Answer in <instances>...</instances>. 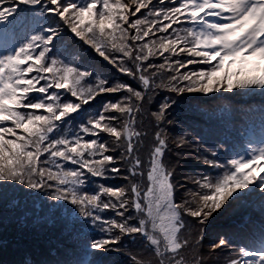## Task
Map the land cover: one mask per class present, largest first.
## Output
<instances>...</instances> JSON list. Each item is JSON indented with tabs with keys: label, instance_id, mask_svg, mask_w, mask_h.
<instances>
[{
	"label": "snow or ice",
	"instance_id": "1",
	"mask_svg": "<svg viewBox=\"0 0 264 264\" xmlns=\"http://www.w3.org/2000/svg\"><path fill=\"white\" fill-rule=\"evenodd\" d=\"M19 2L38 6L41 16L54 19L38 24L26 42L0 54V182L19 183L33 190L48 188L51 199L75 205L80 216L104 233L87 245L94 252L113 250L110 246L120 242V234L132 237L133 242L138 234L151 249L153 259L145 261L132 255L133 264H203L198 255L191 262L184 255L190 247L189 240L182 237L185 217L204 224L230 200L242 197L239 190L253 181H258V188L264 186V175H256L264 172V145L250 144L245 155L225 163L214 159L218 155L215 150L210 156L197 157L209 168L222 171L188 178L197 188L189 190L190 200L177 202L176 189L184 185L173 183L174 169L165 163L168 144L162 129L154 133L145 170L138 149L147 133L137 130L136 125L138 119L143 124L145 115L157 128L165 122L171 107L167 99L156 111L147 107L157 89L179 93H211L223 88L264 91V0H179L178 4L177 0H167L173 6L151 7L147 15L135 20L130 16L149 8L152 0ZM158 2L163 5L166 0ZM13 13L16 16L11 22L27 20L17 8L7 7L0 10V23ZM180 23L192 26L173 28ZM65 26L121 74L138 80L139 88L53 57V50L61 55L68 52L71 57L79 55L76 50H61ZM169 29L171 34H167ZM157 33L161 35L157 37ZM150 35L156 38L141 43ZM182 53L189 58L173 59ZM153 58L162 62L152 63ZM197 63L209 68L180 72ZM165 70L172 74L165 78ZM116 93L126 94L105 103L96 113L83 108L100 94ZM77 117V130L62 134V126ZM101 134L109 139H101ZM186 143L180 138L176 146L182 148ZM117 151L119 159L110 154ZM67 163L76 167L66 168ZM119 163L128 164V175L123 177L129 181L127 187L101 184L94 193L85 190L88 176L107 179L109 173L119 174ZM104 210L115 212L120 219H105L100 215ZM133 212L135 216L130 214ZM114 230L119 234L114 235ZM228 247L225 237L211 245L212 251ZM227 264H264V246L255 250L241 247L239 257Z\"/></svg>",
	"mask_w": 264,
	"mask_h": 264
},
{
	"label": "rangeland",
	"instance_id": "2",
	"mask_svg": "<svg viewBox=\"0 0 264 264\" xmlns=\"http://www.w3.org/2000/svg\"><path fill=\"white\" fill-rule=\"evenodd\" d=\"M0 10H3V8L0 7ZM143 12L144 9L136 16H130V20L143 18ZM19 14L20 16H24L22 13ZM11 16H16V13L9 15V18ZM53 19L51 16V20ZM22 24H26V29L31 27L37 29L38 26L35 16L27 17V20L22 22ZM131 31L134 33V30ZM61 35L63 38L61 45L67 48L68 51L76 50L79 53L75 57L76 62H81L82 55V61L84 62L82 64L86 67L91 65L92 58L89 57V52L97 59V52L90 45L78 39L66 26L62 28ZM154 38L156 37L145 38L146 40L144 39L141 43L149 42ZM11 42L15 43L12 47ZM17 46L16 40L0 39V54L11 51ZM100 60L105 63L97 59L98 69L101 74L107 76L110 80L123 81L134 88H139L138 80L121 74L113 67L115 69L114 73L106 65L111 66V64L102 57ZM153 60L154 58L151 59V62ZM182 71L185 73L186 69L182 68ZM184 93L190 92L186 91ZM201 93L197 92L195 95ZM116 94H100L102 96L97 100H100L104 95L115 97ZM176 94L177 97L181 95L179 92ZM161 98L157 101L158 98L155 97L153 103L147 106L150 111L158 110L159 105L163 103V99H167L171 103V106H173L174 102L168 99V96ZM109 100L111 99L107 97L100 104L84 105L83 108L85 109L86 106H90L89 108L92 110L100 111ZM184 121H186V118L182 114L173 109H168L166 120L160 128H157L155 121L147 115L144 116L142 125L139 123V119L136 125L137 130L147 133L146 136L142 137L143 146L138 149L140 158L145 162V170L147 168L149 152L154 143V133L162 129L168 144L164 157L165 163L174 169L173 183L184 185V188L177 187L176 189L175 199L177 202L183 199H191L189 190H195L197 185L188 178L199 179L201 176V171L197 164L199 162H197L194 150H192L193 147L189 142L182 148H177L176 146L183 136L180 132H182L181 128L183 127V123L181 126V122ZM262 145H264V142ZM110 154L117 156L119 159V151ZM239 156L242 155L239 154ZM116 166L122 169L121 173L108 175L117 184L99 181L97 178L88 176L85 190L88 193H94L98 191L101 184L112 187H127L129 181L123 177L128 175L126 170L128 164L119 163ZM256 175H264V172H257ZM8 183L12 187L6 195L4 189ZM262 187L264 188V186ZM239 191L245 193V190ZM102 199H107V197H102ZM239 199L230 200L222 209L208 218L204 224H199L195 218L185 217V228L182 237L187 238L190 242V247L184 251V255L189 262L197 255L203 258V264H227L229 259L238 258L235 257L237 251L234 249L236 247L231 244L228 248L217 249L216 251H212L211 245L223 237L228 230H232V240L238 237L233 234L236 230L234 223L245 212L243 208L238 206ZM130 214L135 216L134 212ZM100 215L105 219H120L116 216L115 212L110 210L101 211ZM113 234H119L118 230H114ZM103 236L104 233L101 232L100 227L93 225L90 220H86L80 216L75 205H70V203H65V201H58L54 205L48 206L40 191L35 190L34 192L33 189L32 191H25L19 183L0 182V264H88L89 261L94 260H102L104 264H133L130 258L132 255H136L138 259L145 261L153 259L151 249L146 247V242L138 234L135 237V242H133L132 237L120 234V242L111 245L110 247L113 249L111 251L94 252L87 247L91 240L100 239Z\"/></svg>",
	"mask_w": 264,
	"mask_h": 264
},
{
	"label": "trees",
	"instance_id": "3",
	"mask_svg": "<svg viewBox=\"0 0 264 264\" xmlns=\"http://www.w3.org/2000/svg\"><path fill=\"white\" fill-rule=\"evenodd\" d=\"M178 2L179 0H177V4ZM171 6L173 5L167 3V0L163 5L160 4L158 0H152V5H150L149 8H145L143 13L144 16L147 15L151 7L166 8ZM0 7H15L19 13H22L26 17L35 16L38 18H36L37 24H44L48 21H52L51 16L47 14H45V16H41L38 6L36 8H32L31 6L21 4L19 0H16L15 4H11L10 0H0ZM13 17L11 16V19L8 16V21L0 23V39H10L12 41L16 40L19 45L20 43L26 42V37L32 35L36 28L31 27L26 29V24H22L21 22H11L13 21ZM149 18L151 19L152 17ZM181 20H183V17H181ZM165 23L167 22L165 21ZM191 26L192 25L188 23H180L173 25V28H186ZM171 33L172 29H169L167 34ZM159 35H161V33H157V37ZM151 37L152 36L150 35L146 39ZM13 45H15V43L11 42V47ZM64 48L65 47L61 45V50ZM96 54L98 55V57L96 56L97 59L101 61L99 54ZM88 55L92 58V63L86 67L82 64L84 63L82 61V55L81 62H76L75 57L73 58L68 56L67 52H64V55H61L59 51H52V56L57 58L58 61L69 63L70 66H75L76 63H79L81 65V70L87 69L89 72L96 71L97 73H101L98 69L97 59L90 52ZM65 57H67V60H65ZM188 58L189 57H187L185 53L180 54L178 57H173V59L182 60ZM160 62H162V60L154 59L152 63ZM106 65L115 73V67L113 65ZM208 68L209 65L207 64H190L185 67V73L207 70ZM180 72L183 73L182 69ZM171 74L172 73L167 70L163 73L165 78ZM85 79L89 80L90 78ZM157 83H159V80H157ZM184 92L180 93L181 95L178 94L179 96L177 97V92L166 89H157L155 97L158 98V101L161 97L168 96V99L174 102L173 106L169 109L175 110L186 118V121L181 122V126L183 123V127L181 128L182 132H180V134L183 135L184 137L182 136V138L189 142V144L193 147L192 150H194L196 160L199 162L197 164L201 171L200 175L206 173L215 175L217 172H221L222 170L209 168L207 165L203 164L202 159L198 160L197 157L202 158L204 156H210V152L215 150L218 155L214 157V159L218 160L220 163H225L229 159L237 158V156L241 153L246 154L245 147L247 143L252 141L260 142L264 139V91H261L260 89L251 90L237 88L227 90L226 88H223L219 91L201 93L198 95H195L198 91L186 94ZM124 94L126 93H118L115 97L112 95H104L100 100H97L100 96H102L98 95L94 100L90 101L88 105H94L96 103L100 104V102L106 100L107 97L108 99H111L109 101L115 102L119 96ZM31 95H38V93H32ZM72 100L78 102L77 98H72ZM89 107L90 106L85 107V110L88 113H96L98 111L92 110ZM21 111L25 110L21 109ZM79 122L80 117H77L75 122L69 121V123L63 125L62 134L67 135L70 130L76 131V125H78ZM5 123L6 126H12L11 122ZM86 138L91 139L92 137ZM107 138L108 137L105 134H101V139ZM41 159H44V157H41ZM65 167L75 168L76 166L67 163L65 164ZM110 177L111 176L108 175L107 179H97L99 181H108L109 183L113 182L114 184H117L113 179H110ZM11 187L12 185L8 183L7 187L4 189L6 195ZM22 189L25 191H32V189H29L26 186H22ZM249 189H251V191H249ZM242 190H245V193L239 199L238 206L243 208L245 212L234 223V228H236V230L233 233L238 237L232 240V230H228V232L223 235V237L228 239L232 246L236 247V249H234L237 251L235 257H239V249L241 247H248L253 250H255L256 247H260V245H257V242L259 239L261 241L262 238H264V188L256 187V181H253L248 188ZM33 191L35 192V190ZM38 191H40L41 196L44 198L45 202H47L48 206H52L54 203L58 202L51 199L52 192L50 189L42 188L38 189ZM65 203L70 202L65 201ZM70 205L72 204L70 203Z\"/></svg>",
	"mask_w": 264,
	"mask_h": 264
}]
</instances>
